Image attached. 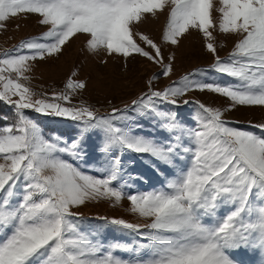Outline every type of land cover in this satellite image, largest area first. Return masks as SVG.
<instances>
[{"label":"snow or ice","instance_id":"1","mask_svg":"<svg viewBox=\"0 0 264 264\" xmlns=\"http://www.w3.org/2000/svg\"><path fill=\"white\" fill-rule=\"evenodd\" d=\"M219 3L0 0V29L24 13L46 26L0 51V105L9 110L0 109V264H241V253L264 264V123L251 125L257 134L224 118L237 107H264V0ZM165 13L162 43L138 31ZM193 31L213 63L156 88L176 59L162 45L179 47ZM220 34L241 37L225 58ZM80 37L102 65L116 59L127 69L140 57L160 72L105 112L73 102L88 88L78 71L50 92L21 82L31 79L30 62L59 58ZM207 72L230 79L208 82ZM196 91L230 104L185 98ZM189 105L192 115L182 116ZM29 111L61 118L64 130L46 133ZM106 200H127L144 222L97 216L85 225L78 210Z\"/></svg>","mask_w":264,"mask_h":264},{"label":"rangeland","instance_id":"2","mask_svg":"<svg viewBox=\"0 0 264 264\" xmlns=\"http://www.w3.org/2000/svg\"><path fill=\"white\" fill-rule=\"evenodd\" d=\"M215 8H219V0H213ZM219 17V12H214V18ZM40 17L36 14H20L17 17L10 18L6 23V28L0 29V51L11 49L22 39L36 36L46 30V26L38 23ZM166 24V13L157 18L149 16L147 20L139 26L138 31L150 35L158 43H162L161 36ZM19 25V27H17ZM238 35L220 34L216 40L218 54L225 58L232 51L235 43L240 39ZM85 39L80 37L64 50L63 55L56 59L46 61H36L32 63V70L26 72L30 81H21L28 83L36 92H50L53 88H63L64 82L73 71H78L79 79H85L88 82V88L82 94L77 95L74 103L81 100L98 108L101 112L110 110L112 106H122L135 98L140 91L146 90L147 80L154 73H159L157 65L137 57L129 63L127 69L122 64L123 61L116 59L109 60L107 65H102L97 56L89 53L85 47ZM164 54L168 56L175 53L174 73L170 78L160 76L153 83L156 88L167 87L171 81L178 80L182 75L196 68L207 69L214 60L212 54L208 53L203 46L202 39L198 33L193 31L190 35L183 38L179 47L162 45ZM14 75V74H13ZM208 82H228L230 78L221 76L219 73L207 72L204 74ZM200 78V77H198ZM59 89V90H60ZM187 99H198L211 107L227 108L230 101L227 98L209 92H191L186 96ZM111 100L110 105L108 101ZM193 105L180 109L181 115L190 117L192 115ZM6 108L5 114L8 113ZM28 115L37 119L46 133L59 134L64 130L65 121L61 118L45 117L29 111ZM225 119L233 124L255 131L260 134L259 129L251 128L252 124L264 123V107L261 106H242L225 113ZM0 158V163H3ZM154 183V181L150 182ZM141 190H147V186ZM129 202L122 201L115 204L113 201L91 202L86 207L78 211L83 214L85 225H94L99 221L92 219L97 216L122 217L133 222H144L143 218L136 216L128 211ZM237 258L241 264H259V255L238 254Z\"/></svg>","mask_w":264,"mask_h":264},{"label":"trees","instance_id":"3","mask_svg":"<svg viewBox=\"0 0 264 264\" xmlns=\"http://www.w3.org/2000/svg\"><path fill=\"white\" fill-rule=\"evenodd\" d=\"M0 109H2L4 113L6 112V108L4 105H0Z\"/></svg>","mask_w":264,"mask_h":264},{"label":"built area","instance_id":"4","mask_svg":"<svg viewBox=\"0 0 264 264\" xmlns=\"http://www.w3.org/2000/svg\"><path fill=\"white\" fill-rule=\"evenodd\" d=\"M53 89H55V88H53ZM60 88H57L56 90H59Z\"/></svg>","mask_w":264,"mask_h":264}]
</instances>
